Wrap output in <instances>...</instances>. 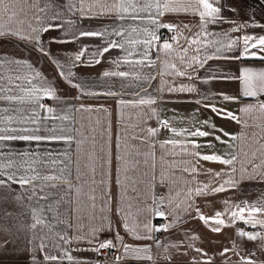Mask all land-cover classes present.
<instances>
[{
  "label": "crops",
  "instance_id": "crops-1",
  "mask_svg": "<svg viewBox=\"0 0 264 264\" xmlns=\"http://www.w3.org/2000/svg\"><path fill=\"white\" fill-rule=\"evenodd\" d=\"M9 6V12H0V23L5 26V30L18 31L24 37L40 36V43L29 42L28 39H20L11 35L0 37V61L26 60L32 67L15 63H3L0 66V75L5 77H16L35 75L39 71L40 79L53 85L56 88V98H43L40 103L46 107L38 109L42 128H55V135H70L71 141L66 140H42V141H4L0 144V152L5 154L28 153L30 161H35L34 167L43 175H54L60 179L53 182H46L48 186L41 190L37 188L40 200L29 201L27 196L31 193H23V190L16 184L0 187V264H135L142 262H152L153 264H193V258L198 261L212 260V264H222L227 259V264H241V257L251 256L253 260L264 261V251L259 245L262 241L241 240L236 236V229L242 228L245 231H260L259 226L253 229L250 225L237 221L232 227H225L220 233H213L211 229L204 225L202 221L192 219L196 216L195 207H199L201 213L206 216H213L215 212H224L226 207L241 204L243 201L252 203H264V113L254 109L249 113H244L240 109L248 104L256 105L258 101H264V95L257 97H243L242 83L235 77L241 76L243 68H250L255 72L264 71V53H259V49L250 48V52H257V57L248 56L240 59H212L208 60L203 68L195 66L196 71L186 69L192 73L193 78L178 76L173 74V69L169 67L164 71L165 56L159 53L157 59L156 49H152L150 58L155 61L154 67H141L135 61L141 58L145 50L143 45L131 46L129 51L133 53L127 58L133 63H124L123 57L127 54L121 49H111L100 58V64L88 65L91 53L97 47H104L102 38L99 37H79L82 31H99L102 29H129L137 28L142 30L153 29L147 21L149 13H139L145 19L133 20L130 18L118 19L117 13L113 10L107 15H98L103 6H111L115 0H84L85 12L91 9L88 15H81L78 9L81 7L80 0H5ZM141 6L143 0H140ZM163 3V0H161ZM74 7L70 10L69 5ZM221 16L225 18L222 24H209L206 31L217 33L204 38L208 42L207 51L199 53L203 59L206 55H212L215 47L210 43L220 40L225 45L236 39L237 45L231 51H225L222 55L227 57H237L243 51L244 35L253 37L264 36V0H219ZM44 9V11H41ZM16 15L9 19L12 12ZM58 14V19H53ZM131 11L126 16H131ZM155 14V10H153ZM161 22L180 25L181 36L179 38L180 48L169 56L168 62L177 63L179 66L180 57L184 55L183 48H188L187 56L190 58L196 55L195 49L202 47L189 45L184 37H193L200 32V20L198 14L192 12L165 13L160 17ZM72 23L69 24L68 22ZM235 25L247 24L248 27L241 28L240 31L232 32ZM187 24L190 28H184ZM52 25L47 32H35L33 29H40ZM259 25V26H256ZM161 29L158 32H167ZM224 33H228L224 36ZM174 33L172 32L171 36ZM79 37L73 40V37ZM174 47L176 42L171 41ZM136 39H146L143 31L132 33ZM106 39H115L118 42L121 37L110 36ZM67 40L70 42L60 43L58 41ZM163 41L157 42V47ZM251 43V42H250ZM43 47L49 55L40 51ZM86 46L84 56L76 66L72 67L74 76L73 83L83 85L85 92L75 87L59 76L58 68L52 61L58 60L61 65L70 67L74 61L75 54L79 53ZM119 60V64L112 61ZM104 71H126L139 73L143 76H155L150 82L144 80H133L132 76L103 77ZM227 77V78H225ZM201 78L208 82H202ZM36 81L33 80V83ZM14 83H21L15 80ZM124 87H121V85ZM259 87V81H256ZM181 85H189L195 88L193 92H169V88H177ZM7 86V85H6ZM27 86V85H26ZM163 87L164 91H158ZM142 89H146L142 91ZM114 92L116 95L108 96L103 93ZM87 92H94L97 95H88ZM139 93V96L136 95ZM227 94L237 97L235 102L224 101L218 94ZM13 95H21L19 90L13 88ZM151 95L155 98V103L149 105H139L136 103L140 97ZM207 96L208 99H203ZM125 101L121 105L120 101ZM201 100V103H196ZM136 106H133V105ZM204 105H215L217 108H224L239 117L241 123L231 119H224L213 113L210 108ZM24 108L35 107L30 104H17L0 100V108ZM47 107H53L54 113H48ZM157 109L155 115L152 109ZM24 115H32L30 111H25ZM4 115H18L15 112ZM67 116L68 119H60ZM45 117H49L45 119ZM55 117V118H52ZM158 120H168L170 126L177 129V132L184 131L183 136H176L177 139H196L197 143L205 144L208 141L214 145L213 148L201 147L195 149L201 154L215 153L224 158L235 155V173L232 178L237 182L234 188L227 185L226 191L208 196H194V207L189 213H184V208L189 202L188 190L209 185L217 187L229 179L228 173L231 166L218 162H206L200 160L197 164L196 158L184 153L181 145L172 146L165 144L161 149L160 141H167L173 137V133L168 128H161ZM209 120L215 124L217 129L236 136L237 139L230 140L216 131L215 135H220L222 140L228 144L219 143L213 137L192 138L188 132L204 127L200 122ZM245 124L247 126H245ZM32 126V125H29ZM149 128H159L155 135H149ZM61 129L71 131L62 132ZM40 135H50L53 133L41 131ZM191 150V145H188ZM120 158V159H118ZM185 161H191L186 164ZM195 165L197 172L183 171ZM254 165H259L255 168ZM246 169L244 178H241V169ZM211 170L207 172L206 170ZM119 170V171H118ZM222 173L217 178L215 173ZM251 175L253 178L249 179ZM119 176L120 184L116 180ZM37 185L39 181L34 182ZM18 194H23V198L16 200ZM164 199L161 210L165 212L166 218L156 217L155 209L160 198ZM228 201L226 205L223 203ZM38 206L42 209V215L47 227L35 230L37 234L41 231L47 234V247L40 251L38 248L32 249L38 243L35 241L29 244L33 236V230L29 225L31 220V210ZM123 211L118 215L117 208ZM181 216L183 222H178L176 226L167 230L153 231L152 239H135L125 232L121 226V220L126 216L130 225H139L138 231L145 234L144 225L150 224L154 229L159 227L158 222L167 224L175 216ZM109 217L123 237L124 243L142 248L147 245L148 252H140L139 255L129 252L124 253V249L114 239L115 233L112 231H102L98 237L89 245L87 240L77 242V236L88 237L90 230L104 223L103 217ZM59 233L71 243H65L56 235ZM198 236L199 239H189L188 237ZM112 238L116 244L119 260L114 263L100 262L96 259L94 251L86 250L99 241ZM239 245L238 252L229 251L225 256L220 253L224 248L232 249V241ZM157 241L160 246L157 247ZM7 242V243H5ZM176 244L177 247H171ZM54 245H56L54 247ZM192 245V247H189ZM200 248L202 252L195 249ZM55 255L56 261H46L44 255ZM204 253H207L205 256ZM67 255H71L73 260L69 261ZM33 256L35 260H33ZM151 256V259H147Z\"/></svg>",
  "mask_w": 264,
  "mask_h": 264
},
{
  "label": "snow or ice",
  "instance_id": "snow-or-ice-1",
  "mask_svg": "<svg viewBox=\"0 0 264 264\" xmlns=\"http://www.w3.org/2000/svg\"><path fill=\"white\" fill-rule=\"evenodd\" d=\"M100 0H96V3H99ZM81 7L78 9L80 11L81 15H88L91 11L89 8L88 12H85L84 9V0H80ZM219 4V0H163V3H161V0H143V4L141 6L140 0H115V2L111 6H103L102 5V11L98 13V15H107L108 13H111L113 10L117 13L118 19H126L130 18L133 20H143L144 17L140 16L139 13H149L147 17V21L153 25V29L149 31L147 28H144L142 30H138L137 28H131L129 29H112L109 30L107 28L99 30V31H82L79 32V37H99L102 38L106 46L104 47H97V49L91 53V58L88 60V65L91 64H100L102 61L100 58H102L105 53H108L111 49H121L123 50L127 56L123 57L124 63H133V61L129 60L127 57L132 56L133 53L129 51V45L136 46V45H143L145 50L143 51L141 58L135 63L139 64L141 67H154L155 61L150 58V54L152 49H156L157 51V59H159V53L163 52L165 56L164 60V71L161 72V76L164 75V73L167 71L169 67L173 69V74L178 76H187L189 79H192V73L186 71V69H192L193 71H196L195 66H199L200 68L204 67V64L208 60L212 59H240V58H247L248 56L251 57H257V52H250V48H256L259 49V53H264V36L259 37H253L251 35H244L242 37L243 40V51L240 53V56L237 57H227L223 56L222 54L225 51H231L234 46L237 45L238 41L236 39H233L225 45L220 40H214L210 43L215 47V52L212 55H206L203 59L200 58L199 53L201 51H207L208 42H205L206 37L209 35H218L217 33H209L206 31L207 25L209 24H222L225 21V18L221 16V7L216 6ZM74 6L69 5V9L71 10ZM153 10H155V14H153ZM41 11H44V9H41ZM134 13L131 16H126L125 14L129 12ZM0 12L7 13L9 12V6L5 2V0H0ZM180 13V12H192L193 14H198L199 20H200V28L201 31L194 34L193 37H184L185 41L191 47V45H198L202 47H197L195 49L196 55L191 56L190 58L187 56L188 48H183L184 55L180 57L179 66L177 63H171L168 62V57L171 56V54L174 51H177L178 48H180L179 45V38L181 36L180 32V25L173 24V23H167V22H161L160 17L164 16L165 13ZM16 13L13 11L11 15L9 16V19L11 20L12 17H14ZM59 16L57 14L56 17H53V19H58ZM69 24L72 22L69 21ZM230 23H233L235 25L234 21H230ZM259 26V25H256ZM52 25H49L44 28L40 29H33V31L39 33V32H47L52 28ZM184 28H190L189 25L184 24ZM248 27L247 24L242 25H235L231 31L237 32L240 31L241 28ZM165 29L170 32H173L174 34L171 36V41L176 42V46L174 47L173 43H170L168 39H164L163 42L157 47V42L161 40L160 35H158L159 30ZM139 31H143L146 34V39H136L132 37V33H138ZM11 35L14 37H19L20 39H28L29 42L35 41L36 44L40 43V36L37 35L35 37H24L22 36L18 31H12V30H5V26L0 23V37ZM118 36L121 37V40L118 42L115 39L108 40L107 37L110 36ZM228 33H224V36H227ZM79 37L74 36L73 40L78 39ZM60 43H67L70 41L62 40L58 41ZM251 42V43H250ZM40 51L44 53L45 55H49L45 51V49L41 46ZM86 51V46L84 49H82L79 53L75 54L74 61L70 67H65L60 64L58 60H55L53 58V63L60 68L59 76L67 81L71 87H75L81 91V93L85 92V89L82 84L80 83H73L72 77L74 76V73L72 71V67L76 66V62H80L81 58L84 56ZM260 59H264V56H259ZM119 60L112 61V63L119 64ZM3 63H15L18 65H26L29 69L32 67V65L26 61V60H14V61H0V66H2ZM40 72L36 71L34 77L29 75L24 76H16V77H7L6 85L5 83H0V100H4L9 102L11 105L12 103L17 104H30L34 105L35 107L30 109H24V108H0V144L4 141H42V140H66L71 141L72 137L70 135H55V128H42L41 122L38 118L39 112L38 109H44L46 106L40 101L43 98H56V88L45 82L44 80L40 79ZM103 77H121V78H127L129 76H132L133 80H144L150 82L151 80L155 79V76L149 75V76H143L139 73H130L126 71H104L102 73ZM227 78V77H225ZM236 79H239L242 83V96L243 97H257L258 94L264 95V71L255 72L250 68H243L241 70V76L235 77ZM5 77L3 75H0V81H4ZM15 80L21 81V83H14ZM33 80L36 82L33 83ZM202 82L207 83L208 80L201 78ZM259 81V87H257L256 81ZM27 85V86H26ZM121 87H124L122 84ZM13 88L19 90L21 95H13L10 94L13 91ZM142 91L146 92V89H142ZM161 93H163L164 89L161 87L158 89ZM169 92H193L195 91V88L193 86L189 85H181L179 89L177 88H169ZM88 95H97V93L94 92H87ZM104 95L113 96L116 95L114 92H106L103 93ZM137 96H139V93H136ZM220 95L221 99L224 101H231L235 102L238 98L229 96L227 94H218ZM203 99H208L207 96L203 97ZM155 98L151 95H147L146 97H140L136 103L139 105H149L151 106L154 104ZM196 103H201V100H197ZM120 104H125V101L121 100ZM133 106H136L135 104ZM206 108H210V110L215 113L217 116L224 118V119H231L234 120L237 123H241L239 117H237L234 113L231 111H228L224 108H217L215 105H204ZM254 109H258L261 113H264V101H258L256 105L248 104L243 106L240 111L244 113H249L253 111ZM48 113H54L55 109L53 107H47ZM25 111H30L32 115H24L23 113ZM9 112H15L18 115H4L5 113ZM157 112V109H152V114L155 115ZM49 117H45V119H48ZM55 118V117H52ZM60 119H68L67 116L60 117ZM158 123L161 128H168L174 135L172 138L168 139L167 141H160V147L163 149L165 147V144H169L172 146L181 145L182 151L188 155H191L196 158L197 164L200 160L206 161V162H218L223 165L231 166V172L228 173L229 179L224 181V183L220 184L217 187H210L209 185H204L203 187H197L196 189H189L188 190V196H189V202L186 204L184 208V213L187 214L191 209H193L195 201L194 196L196 197H202V196H208L211 194L221 193L227 190L225 185H227L229 188H234L236 186V181L232 178V174L235 173V163L237 161V157L235 155L231 156L230 158H224L220 155H217L215 153L211 154H201L199 151H195V149H199L201 147H208L213 148L214 145L211 143V141H208L205 144L197 143L196 139L188 140L185 138L184 140L177 139L176 136H183L184 131L177 132V129L170 126V122L168 120H158ZM204 127L209 128L210 130H202L201 128H195V130L189 131L188 136L192 138H208L213 137L217 142L219 143H225L228 144V141L222 140L220 135H215L216 131L221 132L223 136L229 137L230 140L237 139L236 136H233L230 133H226L223 131V129H217L215 124H211L209 120H204L200 122ZM32 125V126H29ZM245 126H247L245 124ZM160 129L159 128H149L147 131L149 135H155ZM41 131L53 133L50 135H40ZM62 132H68L71 131L70 129H61ZM191 145V150H189L188 145ZM229 147H232L231 144H228ZM24 157H28V153H19L14 154L9 152L7 154L0 152V187L4 186H10L11 184H16L19 186L20 189L23 190V193L30 192L31 194L27 196V199L29 201L32 200H40L44 199V197H38L37 194V188L39 187L41 190L43 188L48 186V183L46 182H53L57 181L60 178L54 175H41L37 168L34 167L35 161H30L29 159H24ZM120 159V158H118ZM186 164H191V161H185ZM259 165H254L255 168H258ZM119 171V170H118ZM183 171H191V172H197V168L195 165L189 168H184ZM207 172H211V170H206ZM246 172V169H241V178H244V173ZM217 178H219L222 173H215L214 174ZM249 179L253 178L251 175L248 176ZM36 181H39V184L37 185ZM117 184H120L119 176H117L116 180ZM23 198V194H18L15 199L20 200ZM226 205L229 203L228 201H224ZM157 208L155 209V216L166 218L165 212L161 210V207L164 204V199L161 197L157 201ZM42 209H40L38 206L33 207L31 210V220L33 221L29 227L33 230V236L29 240V244H33L35 241H38V243L35 245V247L32 249L35 251L36 248H38L40 251H43L47 247V241L48 236L47 234H44L42 231L37 234L36 229L38 226L41 227H47L45 219L42 215ZM123 210L119 207L117 208V214L119 215ZM196 216L191 217L192 219H199L203 222L204 225L208 226L213 233H220L221 230L225 227H232L236 224L237 221H242L246 225H250L253 229L257 228L259 226L260 231H245L242 228L236 229V236L239 237L241 240L247 239L248 241H257L260 240L262 243L259 245L260 250L264 251V203H252L249 204L247 201L241 202V204H237L234 206H229L225 208L224 212L217 211L213 216H206L203 213H201L199 207H195ZM104 223L101 225L94 227L90 230L89 236H77L74 239L77 242H81L84 240H87V243L89 245L93 244V240L98 237L99 233L105 230L112 231L115 233L114 239L120 244V246L124 249V253L127 254L129 252L135 253L139 255L140 252H148L150 251L149 246L145 245L142 248L135 247L133 245H129L124 243L123 237L120 235L119 231L116 230L115 226L113 225L111 219L107 216L103 217ZM178 222H183L181 216H175L173 220L167 224H163L160 227L153 228L150 224H145L143 227L145 229V234L141 235V233L138 231L139 225L132 224L130 225L127 221L126 216L122 218L121 220V226L131 236H133L135 239H152L151 233L153 231H161V230H167L169 228H172L176 226ZM59 239L64 240L65 243H71V240L66 239L64 236H61L59 233L56 234ZM189 239L195 240L199 239L198 236H191L188 237ZM7 243V242H5ZM157 247L160 246L159 241L156 242ZM233 247L232 249L224 248L223 251L220 253L221 256H225V254L229 251L238 252L239 245L236 243L235 240L232 241ZM56 245H54L55 247ZM116 247V244L113 242L112 238L105 239L103 241H99L95 244V246L86 249L90 251H94L96 253H100L101 250L105 249H113ZM171 247H177L176 244H172ZM189 247H192V245H189ZM197 252H202V249L196 248ZM256 253L252 252L248 257H241V264H264V261L262 260H253L251 256H254ZM206 256L207 253H204ZM147 259H151V256H147ZM44 259L46 261H56L58 259L55 255H48L45 253ZM67 259L69 261L73 260V257L71 255H67ZM117 260L120 259V257L116 258ZM33 260H35V257L33 256ZM193 264H212V260L208 259L205 261H198L195 258H193ZM222 264H227V259L222 261Z\"/></svg>",
  "mask_w": 264,
  "mask_h": 264
},
{
  "label": "built area",
  "instance_id": "built-area-1",
  "mask_svg": "<svg viewBox=\"0 0 264 264\" xmlns=\"http://www.w3.org/2000/svg\"><path fill=\"white\" fill-rule=\"evenodd\" d=\"M172 32L167 31V32H161L160 33V37H161V41H163L164 39H170ZM161 225H163L162 222H158V226L160 227ZM118 257V253L117 250L115 248L113 249H105V250H101V252L99 254H97L96 259L100 262H105V263H114L116 262V258ZM135 264H153L152 262H142V263H135Z\"/></svg>",
  "mask_w": 264,
  "mask_h": 264
}]
</instances>
